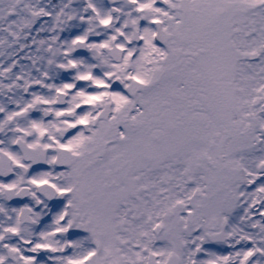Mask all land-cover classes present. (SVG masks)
<instances>
[{"label": "snow or ice", "instance_id": "6c2138e0", "mask_svg": "<svg viewBox=\"0 0 264 264\" xmlns=\"http://www.w3.org/2000/svg\"><path fill=\"white\" fill-rule=\"evenodd\" d=\"M0 264H264V0H0Z\"/></svg>", "mask_w": 264, "mask_h": 264}]
</instances>
